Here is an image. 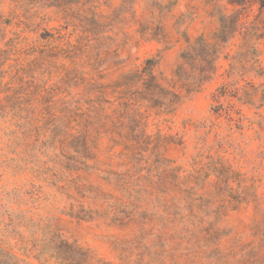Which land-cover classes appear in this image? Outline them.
Wrapping results in <instances>:
<instances>
[{
	"label": "rangeland",
	"instance_id": "1",
	"mask_svg": "<svg viewBox=\"0 0 264 264\" xmlns=\"http://www.w3.org/2000/svg\"><path fill=\"white\" fill-rule=\"evenodd\" d=\"M221 14L252 34L198 92L120 105ZM0 264H264L261 0H0Z\"/></svg>",
	"mask_w": 264,
	"mask_h": 264
},
{
	"label": "trees",
	"instance_id": "2",
	"mask_svg": "<svg viewBox=\"0 0 264 264\" xmlns=\"http://www.w3.org/2000/svg\"><path fill=\"white\" fill-rule=\"evenodd\" d=\"M261 9H264V0H261ZM220 28L214 34L212 43L203 36L198 38L193 44H189L188 48L181 55V62L175 72L176 82L172 86V90H167L159 84L154 75V60H147L146 66L141 71L124 75L122 79L113 86L120 89L118 101L122 107L129 108L133 98L141 97L152 103L153 106H162L168 99V105L174 107L182 100L181 91H185L187 95L198 92L208 82L215 72V63L223 53L228 42L235 38L238 34H243L246 43H248L252 28L239 24V19L230 15L221 14L219 18ZM105 89L106 87H100ZM167 97V98H166ZM138 124V123H137ZM136 125V124H135ZM137 126V125H136ZM103 132H97V138L93 142L96 147L101 133L110 135V140L118 144L114 140V132L123 126L110 127L107 123H103L101 129ZM119 138L129 141L128 135L118 134ZM141 137L146 138L144 135ZM139 142V141H138Z\"/></svg>",
	"mask_w": 264,
	"mask_h": 264
}]
</instances>
